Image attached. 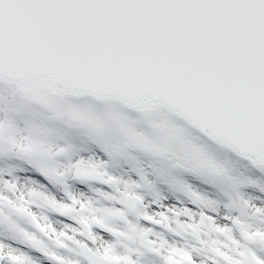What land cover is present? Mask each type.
Returning a JSON list of instances; mask_svg holds the SVG:
<instances>
[{
  "label": "snow or ice",
  "instance_id": "obj_1",
  "mask_svg": "<svg viewBox=\"0 0 264 264\" xmlns=\"http://www.w3.org/2000/svg\"><path fill=\"white\" fill-rule=\"evenodd\" d=\"M0 264H264V0H0Z\"/></svg>",
  "mask_w": 264,
  "mask_h": 264
}]
</instances>
